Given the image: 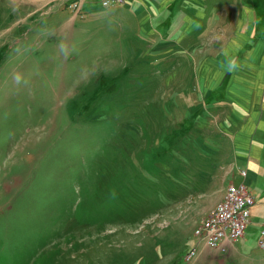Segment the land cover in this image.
I'll return each mask as SVG.
<instances>
[{"label":"rangeland","instance_id":"374dc122","mask_svg":"<svg viewBox=\"0 0 264 264\" xmlns=\"http://www.w3.org/2000/svg\"><path fill=\"white\" fill-rule=\"evenodd\" d=\"M59 1L0 0V264H264V0ZM239 168L246 233L200 249Z\"/></svg>","mask_w":264,"mask_h":264},{"label":"built area","instance_id":"2783aa9c","mask_svg":"<svg viewBox=\"0 0 264 264\" xmlns=\"http://www.w3.org/2000/svg\"><path fill=\"white\" fill-rule=\"evenodd\" d=\"M127 0H102L105 7L123 4ZM61 5L67 6L78 15L86 0H60ZM239 174L244 177L243 181L230 182L219 202L209 211L204 219L195 227V235L200 249L202 247L218 248L224 243L234 244L244 237L251 215V206L255 198L251 189L245 183L247 170L239 168ZM258 244L264 248V230L261 232ZM192 247L185 255V260L194 259L200 249Z\"/></svg>","mask_w":264,"mask_h":264},{"label":"trees","instance_id":"16d2710c","mask_svg":"<svg viewBox=\"0 0 264 264\" xmlns=\"http://www.w3.org/2000/svg\"><path fill=\"white\" fill-rule=\"evenodd\" d=\"M81 13V12H80ZM73 110H75V109H73ZM84 110H87L85 107H84ZM75 113H77V112H75V111H71V114H75ZM92 126H95V125H93V124H96V123H90ZM103 126H112L111 127V130H113V131H116V126L115 125H113V124H109V125H103ZM102 131H104V129L102 128ZM82 139H84L85 137H81ZM70 146H72L71 147V149H73V148H76V149H81L82 147H83V145L81 144V143H73V144H70ZM89 146H93V145H89ZM104 149H105V152H106V147L104 146ZM104 149H102V151L104 150ZM77 152H79V151H77ZM76 154V153H75ZM153 165H154V163L153 162H151ZM155 166V165H154ZM156 167V166H155ZM76 167H69V169H68V172L69 173H72V174H74L75 172H76ZM122 169V168H121ZM133 170H135V167H133ZM134 172H136V171H134ZM124 174H125V176H126V179L128 180V181H130L131 183L133 182V183H135V184H137L138 183V180H137V176H134V173H132V171H129V172H123ZM151 177L152 176H150L149 178L151 179ZM54 177H51V178H47V179H44L43 180V185L44 184H46L47 182H48V179H53ZM148 179V178H147ZM147 179H145L146 181H147ZM158 180L155 182L154 180H151V184H160V181H161V177H158L157 178ZM171 180H172V177L170 178ZM168 180V185L169 186H173L174 184H178V182L177 181H171V180ZM196 179V180H195ZM194 179V182H195V184H199V183H202V182H204L205 180L204 179H201V178H195ZM71 180V179H70ZM163 180V179H162ZM51 182H53L54 184H56V182H54V180H51ZM42 184V183H41ZM170 184H172V185H170ZM43 185H39V186H43ZM38 188H41V187H36V186H34V187H32V188H30L31 189V191L33 192V194H34V196H37V197H42V196H47L48 194H47V190H45V189H38ZM43 188V187H42ZM174 189V188H173ZM36 190H38L39 192H36ZM198 191H201V189H197ZM124 192H129V190H125L124 189ZM45 193V194H44ZM119 193V192H118ZM111 194L110 195V197H109V201L110 202H114V203H116L117 205L118 204H120L121 206H122V208H124V210H126V209H128V208H130V206H131V204H128V203H122V202H120V196H121V194ZM172 194H174V193H172ZM128 195H134V193L133 192H131L130 191V194H128ZM7 229H6V228ZM7 230H8V225L7 224H4V223H0V256H2V255H4V256H6L7 255V253H8V250H9V252H10V249H9V244H10V240L8 239V236H7ZM18 244H20L21 242H17ZM189 250H190V248H189ZM188 250V251H189ZM187 251V252H188ZM186 254V253H185ZM184 254V255H185ZM184 257V256H183ZM183 259V261H185L184 260V258H182Z\"/></svg>","mask_w":264,"mask_h":264},{"label":"crops","instance_id":"0c3cea01","mask_svg":"<svg viewBox=\"0 0 264 264\" xmlns=\"http://www.w3.org/2000/svg\"><path fill=\"white\" fill-rule=\"evenodd\" d=\"M131 1H134V0H128V1H126V2H131ZM129 4V3H128ZM251 84H252V82H247L246 84H244L241 80H234L233 81V83H232V86L231 87H233V86H244L245 88H251L252 86H251ZM236 89V88H235ZM236 93V90H234L233 91V94H231V96L232 95H234ZM237 96L239 97L240 96V94H235V104H234V107H235V110H236V108L240 111V112H246L247 113V115H249L250 114V109H251V106L249 105L248 107L245 105L246 103H244L243 101H237L236 99H237ZM244 95H242V97H243ZM260 101H258V103H259ZM223 195L224 194H222V196H221V198L223 197ZM220 198V199H221ZM217 203V202H216ZM215 203V204H216Z\"/></svg>","mask_w":264,"mask_h":264},{"label":"clouds","instance_id":"9594fccd","mask_svg":"<svg viewBox=\"0 0 264 264\" xmlns=\"http://www.w3.org/2000/svg\"><path fill=\"white\" fill-rule=\"evenodd\" d=\"M17 79H19V78H17Z\"/></svg>","mask_w":264,"mask_h":264}]
</instances>
